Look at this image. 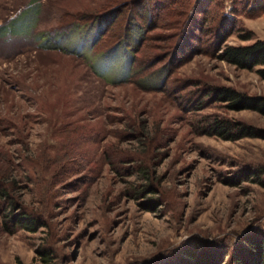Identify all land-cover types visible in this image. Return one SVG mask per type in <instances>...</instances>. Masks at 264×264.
<instances>
[{"label": "rangeland", "instance_id": "374dc122", "mask_svg": "<svg viewBox=\"0 0 264 264\" xmlns=\"http://www.w3.org/2000/svg\"><path fill=\"white\" fill-rule=\"evenodd\" d=\"M199 1L0 0V184L46 223L0 228V264H161L264 237V113L198 102L209 86L264 97V64L217 58L223 0ZM249 1L220 47L264 39V0ZM208 113L252 132L200 133Z\"/></svg>", "mask_w": 264, "mask_h": 264}, {"label": "trees", "instance_id": "16d2710c", "mask_svg": "<svg viewBox=\"0 0 264 264\" xmlns=\"http://www.w3.org/2000/svg\"><path fill=\"white\" fill-rule=\"evenodd\" d=\"M206 0H203L205 4ZM210 1V0H207ZM198 4L199 0H194ZM203 3L201 5H203ZM258 0H250L249 7H257ZM200 5V6H201ZM224 10L221 12L219 19L214 21L213 25L209 27L212 38H214V45H217V58L224 60L227 63L233 64L240 68H252L257 64H264V39L255 38L249 43L245 44H224L220 47V42L232 31L235 30L234 22L232 21L233 14H237L233 7V0H223ZM193 7V3L187 13V16L182 21L180 33L177 37L187 30L190 34L191 23L188 24V19ZM14 19L12 17L10 21ZM232 21V22H231ZM188 25V27H187ZM184 26V27H183ZM199 30L198 37L203 33L201 25H196ZM206 33V32H204ZM182 34L180 36H182ZM250 35H243L242 38H249ZM184 42H181L183 45ZM187 48V47H186ZM192 47L189 54L195 52ZM189 58V55L173 61L174 63L167 67L164 71L173 66L180 64ZM165 67V65H164ZM256 72L260 78L264 79V67L256 68ZM206 91L202 93V102L207 96L213 100H226L232 106L231 108H251L264 113V97L262 96H248L233 88L227 86H209L203 87ZM203 90V89H202ZM204 96V97H203ZM203 119L199 120L197 124L200 133L216 134L227 139H235L244 135L251 134L252 128L238 119H231L225 116H216L214 114H203ZM143 171V170H142ZM144 172V171H143ZM142 176L148 178L147 173ZM150 183H143L135 192L141 191L150 187ZM0 216H1V230L6 232H13L17 228H23L29 231H35L39 227L46 225L44 217L41 213L32 209H28L21 203H17L8 192L4 185L0 184ZM264 238V237H263ZM260 235H254L251 238H243L236 243L226 247L227 245H215L214 247L195 246L190 247L183 245L178 250L167 257L161 264H264V239ZM222 246L223 249H222ZM42 260L49 258L50 249L48 247H40L37 249Z\"/></svg>", "mask_w": 264, "mask_h": 264}]
</instances>
